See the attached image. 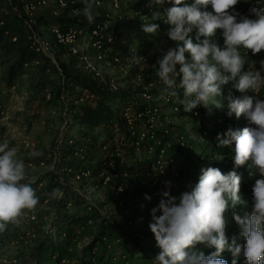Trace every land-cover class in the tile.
Returning <instances> with one entry per match:
<instances>
[{
    "label": "rangeland",
    "instance_id": "obj_1",
    "mask_svg": "<svg viewBox=\"0 0 264 264\" xmlns=\"http://www.w3.org/2000/svg\"><path fill=\"white\" fill-rule=\"evenodd\" d=\"M101 3L100 6L95 3L93 5L94 21L108 22L113 30L119 32V42L113 50L123 58H130V61L120 64L107 63L100 68L98 76L88 73L83 61L78 57H67L55 47L57 61L68 74H78L100 90L112 94L127 93V97L133 102L132 108L125 106L129 108V112H132L133 106L140 109L158 106L160 120L157 130L163 132L167 140L165 153L176 160L177 165L182 168V173L177 178H173L168 171L163 176H157L149 160L140 157L139 162H132L126 153L130 148L128 146L132 144L128 145L127 139L122 138L119 131L114 133L112 126L110 137H99L98 129L92 132L93 137L99 138L98 143L105 144V147L99 148L97 143L95 149L89 153L90 161H81L80 152H76L73 159H63L69 140H79L80 131L73 119L74 115L79 107L93 106L95 101L82 99L80 102V89L67 85V91L61 93L59 101L54 103L49 98L48 101L42 102L40 94L34 93L32 88L41 74L42 66L46 65V61L39 59V65L24 69V75L17 84L5 88L0 83V144L7 142L10 148L16 149L17 158L23 160L26 166V178L22 183H30L39 197L34 209L25 210L16 223L8 224L6 230L0 232V264H34L36 259L42 261V264H79L80 259L91 264H154L153 259L160 249L154 240L145 235L152 233L149 228L152 220L151 209L158 206L162 198L161 193L169 191L172 196L177 197L178 202L180 195L190 190L188 186L198 181L201 169L220 160L203 150L202 144L205 142H197V134L201 130L225 134L227 131L222 130L221 124L230 118L226 117L223 109L214 105H209L208 108L199 106L196 115L195 109L185 113L180 103L184 98L181 88L176 89L177 96H172L176 98L173 105L164 103L163 98L171 95L165 91L166 85L157 75V61L169 48L176 45L166 41L162 28L155 35L142 30L143 24L153 22L152 12L146 7L148 1L119 0L116 7L110 0H102ZM83 8V0L66 9H59L51 2L46 8L38 10L34 17L76 20V26L83 27L87 22ZM9 13L7 0H0V17ZM45 37L48 42H52L48 35ZM137 56L144 59L135 60ZM186 57H189V54L186 53ZM10 58V55L0 51V79ZM47 73L56 84H62L56 78L54 70ZM176 79L179 84V77ZM216 98L214 97L215 100H220ZM202 135V138H205L203 132ZM32 153L36 155H31ZM79 162L81 166L91 169V175L76 180L73 172ZM110 166L114 169L111 170ZM101 172L108 175L107 183L103 182ZM46 176L53 179L59 193L48 199H41V191L48 183L44 180ZM155 178L161 188L157 194L152 186ZM166 181L171 182L170 187L165 185ZM146 195L151 197V200H146ZM241 201L235 209L229 208L226 213V234L230 242L235 236L237 243L243 244L241 228L233 219V212L241 218L250 215L253 196L248 197V200L241 196ZM78 202L85 204L80 208L82 212H90L86 209L89 206L104 216L103 218L122 226L126 235L132 234L138 239L144 251H122L118 246L124 239L113 238L102 240L101 245L95 247L93 255L88 257L84 251L91 241V224H76L68 228L70 239L67 255L59 262L57 252L37 255L36 248L40 242L52 239L55 241L57 236L62 234L58 231L62 216L68 214L67 211ZM30 214L36 216L33 223L26 220V215ZM159 214L158 212L157 215ZM63 228H66V224L62 222L61 229ZM61 240L64 241L65 238L61 236ZM197 250L205 255L213 251L205 245H198Z\"/></svg>",
    "mask_w": 264,
    "mask_h": 264
},
{
    "label": "clouds",
    "instance_id": "obj_2",
    "mask_svg": "<svg viewBox=\"0 0 264 264\" xmlns=\"http://www.w3.org/2000/svg\"><path fill=\"white\" fill-rule=\"evenodd\" d=\"M239 2L194 0L189 4L186 0H151L154 5H171L165 7L163 13L154 12L151 17L152 20L164 17V22L170 25L167 35L176 45L157 61V75L166 85L165 91L177 96L176 89H183L184 98L180 103L185 113L197 106L224 108L226 100L229 116L235 114L239 118L243 115L253 126L229 129L223 137L218 135V146L229 147L234 143L235 167L250 165L260 175L252 188L251 214L241 218L233 212V219L241 228L243 244L237 243L235 236L230 242L226 234V213L242 202L241 177L236 171L225 174L219 168H202L198 181L188 186L190 190L183 192L178 202L169 191L162 192L158 206L151 209L149 223L160 249L153 259L154 264H227L220 258L225 250L232 253V264H237L241 254L246 264H264V99L258 94L234 98L231 92L221 100L214 99L222 96L221 85L229 81H233V88L241 93L248 90L257 93L264 87V60L259 62L260 70H256L255 62L245 58L249 51L256 55L264 50V9H250L255 19L247 16L238 19L239 13L234 12V8ZM83 3V15L92 23L95 0H83ZM209 6L211 11L207 10ZM142 30L155 35L159 25L143 24ZM217 30L222 31L223 48L212 41ZM141 58L137 56L135 60ZM246 63L249 69L243 71ZM210 100L214 102L209 103ZM25 178L26 166L17 158L16 149L10 148L7 142L0 144V232L39 202L31 184L22 183ZM170 184V181L165 182L168 187ZM58 191L55 189L54 193ZM145 199L151 200V197L146 195ZM198 245L214 251L205 255L197 250Z\"/></svg>",
    "mask_w": 264,
    "mask_h": 264
},
{
    "label": "trees",
    "instance_id": "obj_3",
    "mask_svg": "<svg viewBox=\"0 0 264 264\" xmlns=\"http://www.w3.org/2000/svg\"><path fill=\"white\" fill-rule=\"evenodd\" d=\"M15 3V0H11ZM257 2L258 4L255 7L264 8V0H250L247 4L244 5L245 9L251 5L252 3ZM189 3H194V0H189ZM9 9V8H8ZM211 11V7L207 9ZM10 12V11H9ZM240 15L238 16V19ZM0 22L2 26L0 27V51H4V54L10 55V61L8 62V66L6 70L3 72L0 83L5 88H10L13 85L17 84L20 78L24 75L23 65L26 63L31 62L33 59L37 57L32 54L29 50V46L27 43L26 33L23 28L22 22L18 18V16L12 14L11 12L9 15H3L0 17ZM38 25H58L61 30L66 29L67 27H74L77 25L76 20H67L64 18H38L37 19ZM15 36L16 42H11V38ZM194 43L197 42L195 40V32L191 34ZM203 39V37H201ZM212 41L218 44L221 48H223V36L222 31L217 30L216 36L212 38ZM243 54V50H242ZM248 56V57H247ZM247 56L245 57L248 59L249 62H255L256 70H260L259 62L264 60V50H262L259 54L253 55L251 51L248 52ZM38 59V58H37ZM42 60V59H41ZM46 65L41 68V74L38 76L37 80L34 82L32 88L34 93L40 94V100L45 102V97L43 91L48 89V93L51 98V102L59 101L61 98V93L66 92L65 86H72L78 87L81 89L88 90L91 94L95 96V103L93 106H81L78 108L77 113L74 115V121L79 127V140L74 141V146L69 147L66 146L65 151L63 153V159H73L75 151L79 150L82 152L84 157V161L89 159V153L95 149L96 144L98 143L99 138L93 137L92 132L95 130H99V137L105 136L110 137L111 134V126L116 124L119 130V134L122 138L127 139L128 145L132 144V146L127 150V154L129 155L128 158L132 160V162L137 163L141 159H147L150 161L151 165L155 162L156 155L152 153L150 156L147 155V151L149 148H153L154 144L148 141H142L138 147L136 148L133 145V142L136 139L130 140L124 124L122 120L118 117L115 111L112 110L113 105L117 104L119 107L124 105L133 104L132 99L127 97V93L121 92L119 94H112L106 91L100 90L99 88L95 87L87 81L84 77L78 74H68L67 71L62 68L63 74L65 76V84H56L55 81L51 80L47 74L48 71L53 70L49 63H45ZM249 69V63L244 65L243 71H247ZM47 73V74H46ZM264 75V73H262ZM57 78V76H56ZM58 79V78H57ZM221 92L222 96H216V99H222L224 96H227L229 92H231L234 98H243V96H257L259 95L260 99H264V87L257 90V93H254L251 90H248L245 93H241L233 88V81H229L227 84L221 85ZM75 93V92H74ZM49 103V102H46ZM225 107L222 108L225 112L227 118L229 120L224 121L221 124V128L224 131H228L229 129L232 130H242L245 127H252L247 119L241 115L239 118L233 114L232 116L228 115L227 109V101H224ZM203 108V106H201ZM136 111H140L139 107L134 106ZM202 132L205 138H202ZM222 133L217 132H210L209 130H201L198 135V140L200 144L204 145L203 150L208 151L211 156H214L219 160L217 163L210 164L208 167H215L219 168L223 173L227 174L230 171H236L237 174L241 177V184H240V196H242L245 200H248V197L253 196L252 188L255 184L257 179H260V175L258 171L251 167L250 165H245L243 167L236 168L234 165V148L235 144L233 143L229 147H219V141L217 140V136L220 135L223 137ZM156 137L160 142V147L155 148H165L166 146V138L163 132L156 131ZM99 148H104L105 144H99ZM138 154H136V152ZM137 157H139L137 160ZM81 163H77L75 166L76 168L80 167ZM175 167L177 168L178 177L180 176L181 166L177 165L175 160ZM180 167V168H179ZM44 180H47L48 183L46 187L41 191V199H48L52 197L54 194L59 193L55 192V189H59L58 186L54 183L53 179L50 176H46ZM54 193V194H53ZM64 203V200L61 202ZM85 206V204H73L72 208L67 211L68 214H64L62 217V222L66 224V228L61 229L62 222L60 224V228L58 231H61L57 236V239L54 241L53 239L50 241L44 240L40 242L36 248L37 255H43L45 253H55L57 252V262L60 261L63 257L67 255V246L69 245V229L73 225L80 224L85 226L87 224H91L90 231H92L90 236V244L85 248V255L91 257L94 253V249L97 245H101L102 240H111L113 238H121L124 239L121 244H119V249L122 251L128 250L132 253L135 249L140 250L141 252L144 251V247L140 246L138 239L134 237V235H126L125 230L122 226L107 220L106 218H102L100 214L96 213L94 209L89 207L90 212L81 211V207ZM247 206V205H246ZM250 204L248 205V207ZM246 208V207H245ZM65 238V240H61V236ZM149 236L152 240L155 241V237L153 233H148L145 237ZM156 242V241H155ZM66 244V245H65ZM214 251V249H213ZM221 259L227 261V264H232L233 255L230 251L225 250L221 256ZM92 260V259H91ZM34 264H42V261L39 259L35 260ZM79 264H91L86 262L84 259L79 260ZM237 264H246L243 255L238 258Z\"/></svg>",
    "mask_w": 264,
    "mask_h": 264
},
{
    "label": "built area",
    "instance_id": "obj_4",
    "mask_svg": "<svg viewBox=\"0 0 264 264\" xmlns=\"http://www.w3.org/2000/svg\"><path fill=\"white\" fill-rule=\"evenodd\" d=\"M79 1L80 0H15V3H13L11 0H7L9 11L12 14L18 16L22 22L26 33L29 50L38 58L24 64L23 69L39 65V59H42L49 63L58 80L64 84L65 76L57 61V53L54 51L55 47L63 51L67 57H78L80 61H83L85 70L94 76H98L100 68L107 63L120 64L128 63L130 61V58H123L119 53L114 52L113 49L119 42V32L113 30L108 22L93 20L92 23H89L87 21L83 27L74 26L61 30L58 25H47L41 28L37 23V19L34 17V14L38 10L46 8L51 2L54 3L59 9H66L69 6H74L75 4L79 3ZM147 1L148 3L146 4V7L150 10V12H152V15L154 12L163 13L165 7L171 6L167 3H165L163 6L154 5L151 4V0ZM249 1L250 0H240L238 5L235 6L234 12L239 13L240 17L247 16L250 19H255L256 17L250 12V9L255 7L258 3H252L245 9L244 5ZM101 2L102 0H96L95 4L100 6V4H102ZM110 2L116 7L119 3V0H110ZM186 2L189 3V0H186ZM163 19L164 17L162 16L161 19L153 20L152 23L158 24L159 29H163L166 41L168 43L174 44L175 42L172 41L167 35L170 25L166 24ZM1 26L2 23L0 22V27ZM46 35H48L52 42L47 41L45 37ZM16 39L17 38L13 36L11 38V42H16ZM79 89L78 95L80 96V102L82 99L90 101L93 99L95 100L94 95L88 90L81 88ZM43 94L45 101H48L50 98L48 89H45ZM163 100L165 104L173 105L176 101V98L174 99L172 96L168 95L163 98ZM125 106L132 108L131 104L121 107L118 105H113L112 110L115 111L118 117L122 120L129 139H136L135 141L133 140V145L137 148L142 141L152 142L154 147L148 149L147 155L150 156L152 153L156 155L155 162H153L151 165L155 174L157 176H163L168 171L173 178H177L178 176L175 167V159L173 157L167 156L165 153V148H155L158 146L160 147V142L156 137V131H158L157 124L160 120L159 107L148 106L142 108L140 111L132 109V112H129V108L127 109ZM199 108V106L195 108L194 115H196V110ZM112 128L114 133L119 131L116 124H113ZM68 146H74V141L69 140ZM76 152L82 153L81 151L77 150L74 153L75 156ZM81 161H84L83 155L81 157ZM110 167L111 170L114 169L112 166ZM68 172H70V170H68ZM73 173L75 179L80 180L81 178L89 177L91 175V169L87 166H81L76 168ZM100 176L103 177L104 183L109 181L108 175H106L104 172H101ZM59 184L61 185L60 182ZM152 186L155 190V194L161 190L157 178L154 179ZM86 209L89 210V206ZM100 216L102 218L104 217L101 214ZM35 219V214L26 215V220L31 223L35 222Z\"/></svg>",
    "mask_w": 264,
    "mask_h": 264
}]
</instances>
